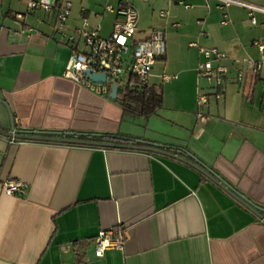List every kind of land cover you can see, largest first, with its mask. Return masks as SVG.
<instances>
[{
    "label": "crops",
    "instance_id": "crops-1",
    "mask_svg": "<svg viewBox=\"0 0 264 264\" xmlns=\"http://www.w3.org/2000/svg\"><path fill=\"white\" fill-rule=\"evenodd\" d=\"M70 1L68 34L86 18L108 37L124 3L138 14L134 41L164 30L165 55L148 80L162 107L131 118L64 79L71 46L56 33L55 12L0 0V131L14 124L54 140L0 137V264H264V96L245 65L236 82L232 62L260 59L254 43H264V13H254L253 25L247 10L216 0ZM191 43L226 56L221 96L201 122L197 89L210 91L196 77L203 58ZM11 181L25 192L3 194ZM108 229L123 245L98 258L91 240Z\"/></svg>",
    "mask_w": 264,
    "mask_h": 264
},
{
    "label": "built area",
    "instance_id": "built-area-1",
    "mask_svg": "<svg viewBox=\"0 0 264 264\" xmlns=\"http://www.w3.org/2000/svg\"><path fill=\"white\" fill-rule=\"evenodd\" d=\"M26 4L27 12L41 10L46 13L55 12L58 21L56 33L63 37L71 46L70 54L65 65L63 78L76 84L96 96L108 97L112 86H116L114 101L119 102L125 90H135L141 87H148V80L152 67L156 61L162 60L165 55L164 30L151 28L147 31L145 39L134 41L138 14L129 4L124 3L119 6L116 14L117 19L112 25L111 33L108 37L99 35L100 27H90L88 20L83 18L81 26L73 34L66 32V22L70 15V0H23ZM172 1V0H171ZM221 9L237 6L247 10L251 23L255 24L254 13H264V7L248 3L243 0H216ZM105 10L111 12L110 6ZM160 19L167 16L166 11L158 13ZM18 19L21 15L16 16ZM81 41L83 49L79 50L75 44ZM260 59L253 60H233L240 68L237 69L236 82L240 83L243 78L242 66L245 65L250 75V84L254 86L260 82L262 96H264V78L260 77L262 65H264V43H254ZM190 47H196L198 54L203 61L198 63L195 72L198 80L206 82L209 93H203L198 87L196 94V119L198 122L204 121L205 116L202 109L211 101L218 100L221 96L219 88L222 85L223 77L227 74V68L220 63L226 60L224 53L215 48H199L195 43ZM217 63L216 67L212 64ZM91 74L105 75V81L94 82L85 75ZM170 77H162L168 81ZM18 134L31 135L27 130L17 128L12 125L9 137L6 138L8 144H20L25 140L17 138ZM26 190L25 185L18 181H11L2 186L1 191L5 195H22ZM115 230L108 229L99 231L91 240L94 246V255L98 258L109 250L119 249L123 245L122 237H114Z\"/></svg>",
    "mask_w": 264,
    "mask_h": 264
},
{
    "label": "trees",
    "instance_id": "trees-1",
    "mask_svg": "<svg viewBox=\"0 0 264 264\" xmlns=\"http://www.w3.org/2000/svg\"><path fill=\"white\" fill-rule=\"evenodd\" d=\"M118 103L121 106L123 113L131 118L143 117L147 119L156 114V112L162 107L160 94L148 87H141L135 90H125ZM46 136L50 135L48 134ZM0 137L8 138L9 132L5 134L0 131ZM17 138L20 140H26L23 134H18ZM102 139L111 140L112 138L102 137ZM81 140L85 139L81 138ZM99 143L102 142L100 141ZM111 146H114V144L112 145L111 143ZM196 167H198V165H196Z\"/></svg>",
    "mask_w": 264,
    "mask_h": 264
},
{
    "label": "water",
    "instance_id": "water-1",
    "mask_svg": "<svg viewBox=\"0 0 264 264\" xmlns=\"http://www.w3.org/2000/svg\"><path fill=\"white\" fill-rule=\"evenodd\" d=\"M85 75L87 77H89L92 81L94 82H104L105 81V75L101 74V75H97V74H91L90 72H85ZM115 93H116V86H112L111 87V91L109 94V98L111 100L115 99ZM27 140H46V141H54L52 139H43L34 135L25 137ZM78 143V142H76ZM100 146H107V145H100ZM151 151H154V149H150ZM199 170H201L207 177H209L212 180H216L219 184H222L220 180H218L216 177H214L208 170L204 169L203 167L198 166L197 167ZM225 186V185H224ZM237 199L244 205L246 206L249 210H251L253 213H256L259 217H261L258 213L257 210L255 208H253L250 204H248L246 201H244L242 198L237 196ZM262 220H264V218H262Z\"/></svg>",
    "mask_w": 264,
    "mask_h": 264
}]
</instances>
